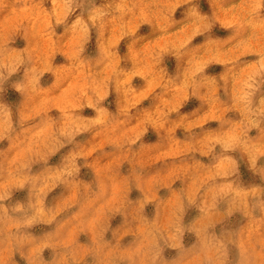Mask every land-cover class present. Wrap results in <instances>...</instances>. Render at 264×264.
<instances>
[{
    "label": "clouds",
    "instance_id": "clouds-1",
    "mask_svg": "<svg viewBox=\"0 0 264 264\" xmlns=\"http://www.w3.org/2000/svg\"><path fill=\"white\" fill-rule=\"evenodd\" d=\"M0 264H264V0H0Z\"/></svg>",
    "mask_w": 264,
    "mask_h": 264
},
{
    "label": "rangeland",
    "instance_id": "rangeland-1",
    "mask_svg": "<svg viewBox=\"0 0 264 264\" xmlns=\"http://www.w3.org/2000/svg\"><path fill=\"white\" fill-rule=\"evenodd\" d=\"M205 10H206V6H205ZM221 34H223V33H221ZM218 70V69H217Z\"/></svg>",
    "mask_w": 264,
    "mask_h": 264
}]
</instances>
